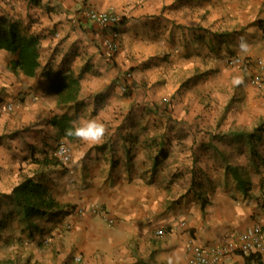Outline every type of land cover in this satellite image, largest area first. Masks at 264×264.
<instances>
[{"label": "crops", "instance_id": "0c3cea01", "mask_svg": "<svg viewBox=\"0 0 264 264\" xmlns=\"http://www.w3.org/2000/svg\"><path fill=\"white\" fill-rule=\"evenodd\" d=\"M88 7L121 17L111 61ZM1 16L41 44L34 76L13 71L15 55L0 49V264H192L188 240L217 245L255 223L264 234V155L252 154L255 142L264 146V126L256 131L252 121L264 120V87L252 97L254 65L229 71L221 55L264 64V0H0ZM70 52L83 106L59 104L45 76ZM125 70L137 85L130 93L121 90ZM219 85L245 95L241 111L254 117L238 120L235 99L223 109ZM10 101L15 109L4 110ZM162 101L171 103L166 113L155 108ZM62 113L78 126L101 122L105 133L98 142L66 138L71 161L49 165L47 182L74 208L29 222L13 188L38 169L35 158L56 155L62 138L50 119ZM164 149L169 155L156 165ZM238 175L250 182L247 194ZM65 220L70 230L59 228ZM247 256L230 253L218 264H264V254Z\"/></svg>", "mask_w": 264, "mask_h": 264}, {"label": "trees", "instance_id": "16d2710c", "mask_svg": "<svg viewBox=\"0 0 264 264\" xmlns=\"http://www.w3.org/2000/svg\"><path fill=\"white\" fill-rule=\"evenodd\" d=\"M40 44L41 37L25 30L20 22L5 16L0 17V49L8 50L15 55L10 65L13 71H21L27 76H34L40 66L38 52ZM74 55L72 52L68 53L62 59L59 67L55 70L53 68L47 69L45 76L49 80V90L57 93L59 104L75 103L78 106H83L85 104L77 102L80 90L79 79L69 71L68 67ZM76 119V116L68 113L54 114L50 123L57 129L60 138L72 139L75 136L67 135L66 129L78 126ZM259 129L258 126L255 130ZM253 135L254 133L250 134V136ZM168 155L169 149L161 150L155 164L159 165L160 161L167 159ZM35 162L38 164V169L27 175L13 188V199L22 207L25 219L30 222L37 216L55 217L66 212L69 213L74 206L59 202L47 182L49 165H60L62 168L65 165L56 155L50 156L48 153L43 158H35ZM226 172H236V170L227 165ZM238 179L241 191L247 194L251 188L250 182L245 180L242 175H238ZM248 256L256 260L261 259L260 254L253 253Z\"/></svg>", "mask_w": 264, "mask_h": 264}, {"label": "built area", "instance_id": "2783aa9c", "mask_svg": "<svg viewBox=\"0 0 264 264\" xmlns=\"http://www.w3.org/2000/svg\"><path fill=\"white\" fill-rule=\"evenodd\" d=\"M86 16L97 23L104 30L102 44L104 45L107 53L108 60L111 61L114 55L119 51L121 46L120 32L117 28V24L120 21V15L114 11L103 10L99 11L93 7H88L85 11ZM247 60L242 56H229L227 57V64L231 66H240L247 64ZM260 70H264V64L260 61ZM121 81V87L123 89L126 86H133V75L131 71H125L119 74ZM251 82L256 87L262 88L264 86L263 73L257 71L251 76ZM14 103L12 101L4 104V110L12 111L14 109ZM56 156L60 161L68 166L71 161V151L67 145V139L62 138L58 141L56 148ZM76 214L82 213L81 210L76 209ZM72 223L70 220H65L59 225V228L63 230H70ZM166 233L164 227H160L156 230L158 236H162ZM48 240H46L47 242ZM187 247L192 252V264H218L224 257L230 253H241L245 255L249 254H264V234L262 225L259 223L252 224L246 228L235 231L230 237L225 238L224 241L217 245L200 246L193 240L187 241Z\"/></svg>", "mask_w": 264, "mask_h": 264}, {"label": "rangeland", "instance_id": "374dc122", "mask_svg": "<svg viewBox=\"0 0 264 264\" xmlns=\"http://www.w3.org/2000/svg\"><path fill=\"white\" fill-rule=\"evenodd\" d=\"M197 34V33H196ZM201 34V33H200ZM201 39V38H200ZM199 39V40H200ZM222 55V58H224V59H226L225 61H226V64H227V57H229V56H235V55H238V56H242V57H245V59H248L247 60V64H243V65H240V66H231V65H229V64H227L228 66L227 67H225L224 69H228L229 71H231V70H234V69H236V70H239V69H243L244 67H246L247 65H254V69H253V73H256L257 71H262V73H263V75H264V70H260L258 67H259V64H260V61H261V59L260 58H258V59H255L254 61L251 59V58H249V57H247V56H244V55H246V54H235L234 52H229V53H223V54H221ZM231 69V70H230ZM264 69V68H263ZM125 71H127V70H125ZM229 71L226 73V75H228V73H229ZM252 73V74H253ZM252 74H251V76H252ZM251 76H250V73H249V76L247 77L248 78V81H249V83L252 85V87H255L257 90H254L253 92H252V97L254 96V97H256V96H259L260 94L259 93H263V90H260V88L259 87H256L254 84H252V82H251ZM226 77H230V78H232V75H230V76H226ZM224 79H227L228 81L227 82H223V83H227V84H230L229 83V79L228 78H225V75H224ZM214 80V79H213ZM213 80L211 81V83H213L212 84V86H211V88H213V85H214V83H216V82H219L217 79H215V82H213ZM263 81H264V76H263ZM250 85V86H251ZM219 86H221V87H223L224 85H219ZM225 87V89L224 90H220V91H216V92H221L222 94H223V96H224V98H223V100H224V104L222 105L221 104V107L223 106L224 107V105H225V103H229V102H231L233 99H235V100H237L238 101V104L240 105V107H239V114H236L237 115V119L238 120H241V121H245V119L243 120V118H242V116L245 118V115L247 116V117H254V114H252V113H248L247 111H241V110H245V108H246V106H247V103H245L246 101H245V95L243 96L244 98H241V97H238V96H240L239 94H238V92L236 91V89H234V87L232 86V87H230V86H224ZM264 87V86H263ZM137 88V85H136V83H135V79H134V77H133V86H126V88L125 89H123L122 87H121V90L124 92V93H130L131 91H133V90H135ZM214 90H210V94H217ZM235 97V98H234ZM14 103V102H13ZM15 104V103H14ZM232 104H235L234 102L232 103ZM171 106V103H170V101H162L161 103H159L158 105H156L155 106V108L157 109V110H159V111H161V113H166L168 110H167V108H169ZM227 107H224L223 109H226ZM254 108H256V107H254ZM14 109H15V107H14ZM251 110V109H250ZM231 111H233V110H231ZM256 112V111H255ZM233 113V112H232ZM225 120V119H224ZM258 120V121H257ZM252 121H254V123H255V127H254V129H256L258 126L261 128V126H264V120L262 119V118H252ZM252 124V123H251ZM255 131V130H254ZM262 140H264V134L262 135ZM253 156H255V157H257L258 159H259V157L261 156V155H264V146H262L261 147V145L259 146V145H257L256 144V142H255V147H254V150H253ZM55 155V154H54ZM264 166V165H263ZM261 185H262V187L264 188V177H262V180H261Z\"/></svg>", "mask_w": 264, "mask_h": 264}, {"label": "clouds", "instance_id": "9594fccd", "mask_svg": "<svg viewBox=\"0 0 264 264\" xmlns=\"http://www.w3.org/2000/svg\"><path fill=\"white\" fill-rule=\"evenodd\" d=\"M241 47L245 45L241 42ZM69 136H75L85 142H98L105 133V127L101 122L96 120H88L79 126H73L66 129Z\"/></svg>", "mask_w": 264, "mask_h": 264}]
</instances>
